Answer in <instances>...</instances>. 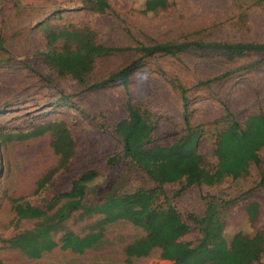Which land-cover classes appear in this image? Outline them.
<instances>
[{"label":"rangeland","instance_id":"obj_1","mask_svg":"<svg viewBox=\"0 0 264 264\" xmlns=\"http://www.w3.org/2000/svg\"><path fill=\"white\" fill-rule=\"evenodd\" d=\"M84 1L0 0V264H121L122 247L143 235L125 221L108 225L102 242L82 255L54 249L32 260L6 241L33 226L31 221L14 220L11 200L20 197L42 207L52 195L67 190L71 180L88 177L90 171L95 178L86 202L116 184L127 205L147 211L148 199L135 194L137 188L153 186L145 174L128 159L112 165L106 162L121 156L113 126L127 117V100L149 113L152 139L166 146L184 131L183 95L187 121L200 131L197 152L210 166L215 165L214 138L227 121L223 118L226 112L239 124L249 115L264 114V52L227 58L221 52L190 49L142 58L138 52L124 50L96 58L91 64L90 57L71 55L63 58V67L71 71V76L64 77L55 76L37 54L44 47L46 31L56 27H86L97 43L117 48L169 41L262 44L264 0H166L165 10L147 14L142 13L143 0H101L107 8L103 13L88 10ZM39 23L44 26H37ZM135 60H140L139 66L128 76L125 89L117 82L103 89H87ZM216 77L208 85H198ZM63 96L69 100H61ZM50 121L64 122L74 140L75 153L65 171L57 169L56 157L45 140L2 139ZM258 157L264 176V148ZM46 174L50 178L35 192L37 180ZM259 182L258 170L250 165L245 176L211 186L186 185L185 181L162 186L165 204L175 208L189 227L180 240L195 242L196 227L186 217L201 216L209 197L220 205L224 236L264 232V182ZM182 186L185 188L177 193ZM253 204L256 217L251 221L246 211ZM88 223L90 220L71 218L64 225L81 236ZM132 264L172 263L159 260L155 249L146 257L132 259ZM260 264H264V256Z\"/></svg>","mask_w":264,"mask_h":264},{"label":"trees","instance_id":"obj_2","mask_svg":"<svg viewBox=\"0 0 264 264\" xmlns=\"http://www.w3.org/2000/svg\"><path fill=\"white\" fill-rule=\"evenodd\" d=\"M83 4L92 12L103 13L107 9L102 6L101 0H85ZM167 7L166 0H143L142 13H155ZM43 24L39 23L37 26L43 27ZM190 49L221 52L227 58H232L250 52H264V43L169 41L149 46L137 44L134 47L117 48L97 43L94 33L86 27H56L46 31L44 47L37 54L55 76L64 77L71 76V71L63 67V58L71 55L90 57L91 64L96 58L124 50L138 52L143 58L155 54L171 56ZM139 61L131 62L106 79L89 85L87 89H103L114 82L125 89L127 78L139 66ZM77 79L80 80V77ZM214 80L217 77L199 82L198 85H208ZM61 98L69 100L68 96ZM186 101L182 95L184 131L169 145L160 146L154 142L149 113L133 106L129 100L124 105L127 117L113 126V132L121 146V156H112L106 162L112 165L119 160L128 159L145 174L153 186L137 188L135 194L148 199L147 211L127 205L118 193L116 184H112L98 198L86 202L87 191L95 178L90 171L87 173L88 177L79 176L71 180L67 190L52 195L42 207L24 202L20 197L11 200L14 220L31 221L33 226L12 236L6 244L32 260L39 259L54 249L82 255L102 242L108 225L125 221L140 229L143 235L122 247L121 264H132V259L146 257L155 249L158 250L159 260L172 264H260V259L264 256V232L252 235L236 232L231 236H224L220 205L213 197L204 199L201 216L186 217L196 227L198 237L195 242L181 241L180 237L189 227L175 208L165 204L162 186L181 181H185L186 185L201 183L211 186L227 178L236 180L245 176L250 165L258 170L259 185H262L264 176L258 152L264 148V114L259 111L247 116L239 124L231 113L226 112L223 118L227 121L214 138L215 165L210 166L197 152L200 131L187 121ZM70 105L73 106L72 103ZM2 139L20 142L45 140L48 149L56 157L57 169L63 171L67 169L75 153L74 140L62 121L40 123L19 135H3ZM49 178L50 174L42 175L35 184V192H39ZM184 188L185 186L180 187L177 193ZM161 196L163 201L160 203ZM246 215L251 221L255 219L254 204L253 208L246 211ZM71 218L76 221L90 220L85 226L87 232L80 236L66 229L64 223Z\"/></svg>","mask_w":264,"mask_h":264}]
</instances>
